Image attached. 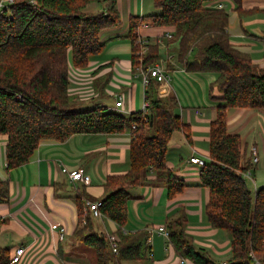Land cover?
I'll list each match as a JSON object with an SVG mask.
<instances>
[{"label": "trees", "instance_id": "1", "mask_svg": "<svg viewBox=\"0 0 264 264\" xmlns=\"http://www.w3.org/2000/svg\"><path fill=\"white\" fill-rule=\"evenodd\" d=\"M105 2L99 11L91 3ZM215 0H153L156 13L129 18L132 69L146 70L159 59L156 43L138 42L141 24L172 26L170 43L177 62L191 72L215 74L211 88L220 94L215 118L209 126V158L200 168L198 185L207 187L208 223L230 234V255L225 264H264V189L253 191L242 180L249 169L243 161L241 139L227 131V110L234 107L264 108V68L237 49L227 31L228 13ZM238 14L243 0H231ZM116 0H12L0 9V134L6 136V171L25 163L42 140L64 141L73 134H113L129 128V168L108 175L100 199L103 215L122 226L127 217L129 189L161 182L168 197L187 183L166 165L167 144L175 130L189 138V126L176 113L171 94L161 95L159 83L149 80L145 89L148 113L139 109L128 115L105 110L97 104L76 108L69 93V61L85 67L100 53L102 29L120 22ZM254 11V10H249ZM171 67V64H167ZM134 126V128H132ZM155 173L160 181L147 179ZM81 191L72 197L78 226L73 238L91 246L96 264H120L122 260H146L148 232H117V253L108 237L93 230L91 216L83 213ZM9 200V180H0V203ZM84 219V223H82ZM175 253L195 264H216L206 250L196 247L185 231L186 217L179 211L165 225ZM12 252L0 247V264H11Z\"/></svg>", "mask_w": 264, "mask_h": 264}, {"label": "crops", "instance_id": "2", "mask_svg": "<svg viewBox=\"0 0 264 264\" xmlns=\"http://www.w3.org/2000/svg\"><path fill=\"white\" fill-rule=\"evenodd\" d=\"M228 13L227 31L231 43L249 54L258 68H264V0H243L238 14L231 0H215ZM105 2L89 5L88 11L104 8ZM120 22L104 28L99 33L103 42L100 53L90 57L82 68L73 67L69 61V93L74 96L76 108L101 105L105 110L128 115L141 108L144 88L141 70L132 69L131 41L128 37L129 18L156 13L153 0H116ZM249 10H254L250 11ZM172 26L143 23L138 34L145 44L156 43L159 59L167 73L161 82V95L175 96L176 113L189 126V139L179 130L173 131L167 144L166 165L187 186L168 197L161 183L143 184L129 189L127 217L122 226L106 215L92 217L93 230L105 236L148 232L146 260H122L120 264H181L166 236L157 232L159 225L175 218L179 211L186 217L185 231L193 238L196 247L206 250L216 264L230 255V236L222 229L213 228L205 216L209 199L207 187L198 185L200 166L189 162L192 155L205 161L209 158V126L215 118L220 94L210 89L215 74L186 71L176 60L170 43ZM170 63L171 67L167 64ZM121 96L122 105H115ZM117 112V111H115ZM227 131L241 139L243 161H249L256 190L264 189V108L234 107L227 110ZM131 131L113 134H73L64 141L42 140L22 165L6 171V136L0 134V180H9V200L0 203V247L13 252L22 246L25 253L13 264H96L88 245L77 241L72 234L78 226L77 207L72 200L81 191L82 199L100 200L108 175L123 174L129 168L128 148ZM257 161L252 162V148ZM82 168L90 181L84 185L68 179L63 168ZM147 179L160 181L155 173ZM250 189L253 183L246 180ZM64 227L62 239L52 224ZM186 259L182 264H195Z\"/></svg>", "mask_w": 264, "mask_h": 264}, {"label": "built area", "instance_id": "3", "mask_svg": "<svg viewBox=\"0 0 264 264\" xmlns=\"http://www.w3.org/2000/svg\"><path fill=\"white\" fill-rule=\"evenodd\" d=\"M11 1L12 0H0V9L3 8L5 4H7ZM213 6L222 7V4L216 3V4H213ZM166 37L170 38L171 34H166ZM138 42H140L143 45L141 47V49L138 51V54L142 55L145 52V47H144L145 43L141 40V38L138 39ZM167 76L168 75L166 73L164 66L159 62H155L151 66H148V68L144 71L141 70V82H142V86L144 88V97H143V101H142L140 110L142 111L143 115H146L148 113L149 103H148V100L146 99V96H145V89L148 86L149 80L153 79L154 81L161 83V82H164L167 80ZM115 105H116V107L122 105L121 96L115 100ZM132 128H134V126H132ZM252 153H253L252 162H256L257 156L255 155V148L254 147L252 148ZM189 162L193 163L197 166L202 167L206 161L203 160L202 158L198 157L197 155H192L189 158ZM63 171L67 174L70 182H73V183L78 182V183L86 185L90 181L89 176L83 171L82 168L76 167L74 169H69V170H67L66 168H63ZM242 180L244 182H246V180L252 181L253 188H254L253 191H256V187H255L254 180L252 178L250 169H247L246 171H244L242 173ZM100 206H101V200H88L87 199L84 202L83 213L88 214L91 217H100L103 215L102 212L100 211ZM82 223H84V219H82ZM51 228L53 230H57L59 239H62L63 234H64V227L56 223V224H52ZM156 230H157V232L163 234L164 236H166V237L168 236L167 229L164 225L157 226ZM108 241H109L112 252L117 253V239H116V237L114 235H109ZM24 253H25L24 247L16 246L12 252L10 263L13 264V263L19 262ZM251 256L253 257V260L255 261L256 264H260V263H258V261L255 259V257L252 254H251ZM184 262H186V259L181 258L180 263L182 264ZM219 264H225V262L221 261Z\"/></svg>", "mask_w": 264, "mask_h": 264}, {"label": "rangeland", "instance_id": "4", "mask_svg": "<svg viewBox=\"0 0 264 264\" xmlns=\"http://www.w3.org/2000/svg\"><path fill=\"white\" fill-rule=\"evenodd\" d=\"M163 89H161V84L159 83V92L161 93V94H165V93H163V91H162ZM169 94V93H168ZM115 111H117L118 112V110H116V108H115ZM227 235L228 236H230V234H228L227 233ZM88 251L91 253L92 252V259H93V262L94 263H96V256H95V251H94V249L91 247V246H88ZM124 264H126V263H124ZM134 264V263H133Z\"/></svg>", "mask_w": 264, "mask_h": 264}]
</instances>
